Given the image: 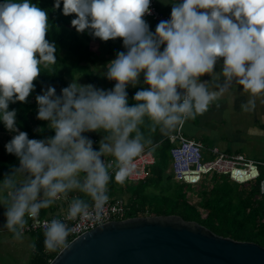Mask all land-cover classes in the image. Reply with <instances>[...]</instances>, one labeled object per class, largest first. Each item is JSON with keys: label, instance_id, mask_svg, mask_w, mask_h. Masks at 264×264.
Wrapping results in <instances>:
<instances>
[{"label": "clouds", "instance_id": "9594fccd", "mask_svg": "<svg viewBox=\"0 0 264 264\" xmlns=\"http://www.w3.org/2000/svg\"><path fill=\"white\" fill-rule=\"evenodd\" d=\"M164 2L172 5L170 17L151 31L144 19L151 0H54L53 8L62 4L64 15H74L77 32L119 38L126 51L106 66V78L115 81L111 89L73 82L59 95L51 86L37 95V119L54 132L37 139L19 130L9 104L26 102L41 65L56 62V46L46 38L48 12L30 0H0V122L13 133L5 151L18 159L0 179V206L3 227L16 239H23L29 220L69 194L75 195L64 218L42 224L47 250L70 248V221L102 225L109 183H124L132 161L152 143L141 129L146 119L149 133L166 134L234 86L251 97L245 109L264 94V0ZM141 74L146 87L129 105L127 89L141 83ZM30 246L36 250L35 242Z\"/></svg>", "mask_w": 264, "mask_h": 264}, {"label": "trees", "instance_id": "16d2710c", "mask_svg": "<svg viewBox=\"0 0 264 264\" xmlns=\"http://www.w3.org/2000/svg\"><path fill=\"white\" fill-rule=\"evenodd\" d=\"M30 2L48 12L50 27L46 38L56 46V62L41 65V73L34 81L35 88L27 101L10 103L9 110H16L20 131L27 132L29 138L42 139L54 135V132L47 128L46 121L37 119L38 105L35 97L49 86L56 89L57 95L62 88L69 86V79L80 74L84 68L81 60L90 58L91 48L96 47H91L89 41L97 37L91 34V30L77 32L71 25L74 15H64L62 4L60 9H55L54 0ZM0 132L10 133L2 122ZM9 140L10 137H7L6 142ZM170 145L165 138L153 147L154 162L147 166V174L143 179H127L120 186L115 180L109 183L110 195L118 193L124 186L126 189L131 188L125 200L124 216L174 213L185 220L197 221L215 234L235 240H249L264 246V193L259 192L258 180L236 183L226 175L215 173L203 175L196 184L177 180L169 168ZM14 165H18V159L7 153L0 142V179ZM260 174H264L262 169ZM72 195L69 194V198ZM40 214L43 215V212ZM26 233L32 237L31 244L35 242L36 250L30 248L24 264H47L56 251L45 249L43 230Z\"/></svg>", "mask_w": 264, "mask_h": 264}, {"label": "water", "instance_id": "95a60500", "mask_svg": "<svg viewBox=\"0 0 264 264\" xmlns=\"http://www.w3.org/2000/svg\"><path fill=\"white\" fill-rule=\"evenodd\" d=\"M68 241L47 264H264V246L174 213L110 219Z\"/></svg>", "mask_w": 264, "mask_h": 264}, {"label": "crops", "instance_id": "0c3cea01", "mask_svg": "<svg viewBox=\"0 0 264 264\" xmlns=\"http://www.w3.org/2000/svg\"><path fill=\"white\" fill-rule=\"evenodd\" d=\"M158 8L170 17L171 3L164 2V0H155ZM149 24L151 31L155 30L157 23L151 20L145 19ZM89 43L96 47L91 48L90 58L81 60L86 69H83L80 74H76L74 78L69 79L71 83L77 84H92L94 87L101 89H111L115 81L108 80L106 78V66L109 61L116 57V54L121 51H126L122 41L117 38L115 40L102 41L99 38L96 40H90ZM91 57H93L91 59ZM222 61H218L216 65V71L221 70ZM202 80H208L206 75L201 78ZM70 83V84H71ZM141 87H146L143 84V75L141 74V83L137 86H129L127 91L129 95V105L133 104L132 96L135 91ZM250 95L242 90L239 86H234L233 89L225 94L218 101L209 105L207 111L203 114H198L194 118L187 119L182 124V132L185 136L197 140L202 145L203 157L209 156V148L216 146L220 151L225 153H241L248 158L261 161V169L264 171V94H261L255 98V106L245 109L244 105H247ZM149 121L146 119L144 125L141 126L145 135H151L152 143L146 146L147 149L152 151L153 147L161 142V140L167 139V134L161 133L159 130L155 133L148 132ZM93 141L100 139L98 133H86ZM168 140V139H167ZM169 141V140H168ZM170 142V141H169ZM171 143V142H170ZM93 147L98 148V143H94ZM241 147H245V153L239 151ZM254 150L260 157H253L249 155V152ZM153 153V152H152ZM170 167V162H169ZM131 181V180H130ZM122 183H118L120 186ZM122 189V188H121ZM128 192L124 189L119 191V196L125 200L128 196ZM75 195V194H74ZM113 194L112 196H115ZM117 197V196H116ZM71 198L61 199L54 203L50 208L42 209L43 215L51 216L56 215L64 210V207L68 205V201ZM4 208L0 206V231H8L3 227L5 217L3 216ZM12 234V233H11ZM27 233H24L26 235ZM13 235V234H12ZM4 240V238H3ZM25 243L26 254L30 252L32 237L27 240L23 237L22 241L13 240V243ZM6 244L11 242V237L4 240ZM3 264V263H0Z\"/></svg>", "mask_w": 264, "mask_h": 264}, {"label": "built area", "instance_id": "2783aa9c", "mask_svg": "<svg viewBox=\"0 0 264 264\" xmlns=\"http://www.w3.org/2000/svg\"><path fill=\"white\" fill-rule=\"evenodd\" d=\"M150 11L151 14L146 15L144 19L151 20L155 23L169 19V16L157 7L155 0H151ZM167 139L171 142L169 147L170 170L175 179L189 184H196L203 175L211 173L226 175L229 180L236 183H244L257 179L259 192L264 193V174H260L261 161L248 158L241 153H225L220 151L216 146H211L209 148L210 157L204 158L201 143L185 136L182 132V125L169 132ZM153 162L154 155L152 151L145 148L132 161L133 171L127 179L131 181L143 179L147 174V166ZM108 196L109 201L105 207L103 222L110 219L123 218L125 214V200L120 197H112L109 194ZM67 207L68 205L56 215L46 216L40 214L38 219L29 220L28 227L24 233L42 230V224L45 220H51L52 218L63 219ZM69 224L73 227V232L69 235L68 240L99 224V222L70 221Z\"/></svg>", "mask_w": 264, "mask_h": 264}, {"label": "rangeland", "instance_id": "374dc122", "mask_svg": "<svg viewBox=\"0 0 264 264\" xmlns=\"http://www.w3.org/2000/svg\"><path fill=\"white\" fill-rule=\"evenodd\" d=\"M89 44L92 47L93 44H91V43H89ZM83 69H86L85 66H84ZM74 80H76V79H74ZM12 135H13L12 133H2V132H0V142H1V144L4 146L5 143H6L7 137H10V139H11ZM245 150H246L245 147H241L239 149V151H241L243 153H245ZM249 155H251L253 157H256V156L260 157L257 154V152H255L254 150H251L249 152ZM209 157H210V155L209 156H205L204 158H209ZM123 189L126 192H128V191H130L131 188L130 189L129 188L126 189V187L124 186ZM190 194H192V193H190ZM112 195H110V196H112ZM116 196L120 197L119 196V191H118V193H116L115 196H112V197H116ZM127 197H125V198H127ZM8 235H10V237H11V242L9 244H6L4 242V240L8 237ZM3 238H4V240H3ZM24 238L28 240L30 238V235L26 234V235H24ZM13 240H18V239H16L14 237V235H12L11 233H9L7 231H0V263H3V264H24L27 261L28 256H29V251H28V254H26V250H24L26 248L25 243H18L17 241H16V243H13L12 242ZM20 241H22V239H20Z\"/></svg>", "mask_w": 264, "mask_h": 264}]
</instances>
